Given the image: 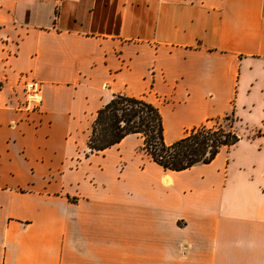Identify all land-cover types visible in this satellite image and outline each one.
<instances>
[{
  "label": "crops",
  "instance_id": "crops-1",
  "mask_svg": "<svg viewBox=\"0 0 264 264\" xmlns=\"http://www.w3.org/2000/svg\"><path fill=\"white\" fill-rule=\"evenodd\" d=\"M251 58L264 0H0V264H264V170L234 145L182 171L140 134L88 145L116 94L159 106L168 143L230 113Z\"/></svg>",
  "mask_w": 264,
  "mask_h": 264
},
{
  "label": "trees",
  "instance_id": "trees-1",
  "mask_svg": "<svg viewBox=\"0 0 264 264\" xmlns=\"http://www.w3.org/2000/svg\"><path fill=\"white\" fill-rule=\"evenodd\" d=\"M188 130L171 143L165 139V125L159 106L143 97L116 94L99 109L89 138L91 152L103 151L129 134L144 138L142 150L166 170L182 171L210 163L224 147L240 137L234 128L233 112Z\"/></svg>",
  "mask_w": 264,
  "mask_h": 264
},
{
  "label": "rangeland",
  "instance_id": "rangeland-1",
  "mask_svg": "<svg viewBox=\"0 0 264 264\" xmlns=\"http://www.w3.org/2000/svg\"><path fill=\"white\" fill-rule=\"evenodd\" d=\"M245 62L256 65L258 81L251 89L240 87L236 107L230 112L234 114V128L240 137L231 148L230 157L232 160L240 157L252 158L257 162L258 170H264V92L259 87L264 82V61L251 58ZM246 68L248 67L243 68V77ZM213 123L208 122L209 125Z\"/></svg>",
  "mask_w": 264,
  "mask_h": 264
},
{
  "label": "built area",
  "instance_id": "built-area-1",
  "mask_svg": "<svg viewBox=\"0 0 264 264\" xmlns=\"http://www.w3.org/2000/svg\"><path fill=\"white\" fill-rule=\"evenodd\" d=\"M25 89L27 93V110H35L39 106V103L42 100V88L41 85L35 81H26Z\"/></svg>",
  "mask_w": 264,
  "mask_h": 264
}]
</instances>
